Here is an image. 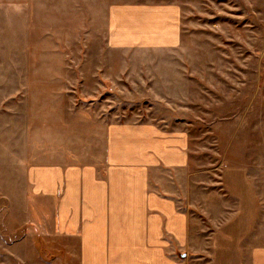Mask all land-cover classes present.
Masks as SVG:
<instances>
[{
  "label": "rangeland",
  "instance_id": "1",
  "mask_svg": "<svg viewBox=\"0 0 264 264\" xmlns=\"http://www.w3.org/2000/svg\"><path fill=\"white\" fill-rule=\"evenodd\" d=\"M112 123L185 130L204 177L262 157L264 0H0V264L63 253L52 165Z\"/></svg>",
  "mask_w": 264,
  "mask_h": 264
},
{
  "label": "crops",
  "instance_id": "2",
  "mask_svg": "<svg viewBox=\"0 0 264 264\" xmlns=\"http://www.w3.org/2000/svg\"><path fill=\"white\" fill-rule=\"evenodd\" d=\"M101 134L94 153L51 168L50 242L66 249L23 264H264V150L204 177V147L185 130L112 123Z\"/></svg>",
  "mask_w": 264,
  "mask_h": 264
}]
</instances>
